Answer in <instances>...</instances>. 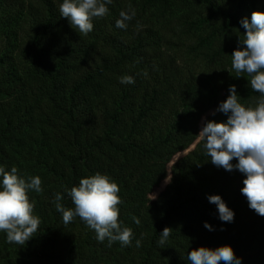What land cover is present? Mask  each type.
<instances>
[{"label": "trees", "instance_id": "16d2710c", "mask_svg": "<svg viewBox=\"0 0 264 264\" xmlns=\"http://www.w3.org/2000/svg\"><path fill=\"white\" fill-rule=\"evenodd\" d=\"M10 2L0 0V166L39 176L43 191L28 193L38 231L23 246L0 233V264H122L132 247L127 264H187L193 249L222 245L242 264H264V217L241 193L244 174L213 165L199 135L203 117L226 121L209 112L230 85L244 105L259 98L231 53L245 32L241 20L264 11V0H113L87 35L60 16L62 0ZM129 8L135 18L117 28ZM170 18L175 38L165 29ZM124 75L135 83L121 84ZM97 172L119 186L118 220L131 229V246L98 242L79 217L65 225L56 211L57 193L74 209L65 189ZM210 195L234 211L233 222L219 219ZM141 210L139 232L133 218ZM165 227L170 236L160 245Z\"/></svg>", "mask_w": 264, "mask_h": 264}, {"label": "clouds", "instance_id": "9594fccd", "mask_svg": "<svg viewBox=\"0 0 264 264\" xmlns=\"http://www.w3.org/2000/svg\"><path fill=\"white\" fill-rule=\"evenodd\" d=\"M112 3L113 0H62L59 12L76 31L87 35L93 30L92 19L105 17L109 12L108 5ZM135 16L132 8L121 10L115 26L126 30ZM240 23L245 32L231 53L232 68L238 77L241 73L250 77L251 88L260 94L259 98L254 106L244 105L239 102L236 86L230 85L229 95L218 106V110L227 116L226 121L205 120L199 135L213 165L229 172L236 169L244 174L241 193L246 197L249 208L264 217V11H253L250 20L244 18ZM120 83L134 84L135 79L124 75L120 77ZM233 160L237 162L234 164ZM41 185L39 176L25 179L18 175L16 167L8 170L0 166V233L6 234L8 243L26 245L38 231L40 219L34 214V204L30 202L28 193L42 192ZM119 191L118 184L110 176L97 172L81 178L78 185L70 190L65 189L74 209L65 208L60 203L62 195L57 193L56 211L62 215L65 225L79 217L95 231L98 242L107 239L109 244L118 241L121 246L128 247L132 244L133 233L131 229L122 227L118 220ZM208 200L217 206L222 222L234 221V211L220 195H210ZM133 220L137 225L140 223L135 217ZM204 227L214 230L208 222ZM169 236V228L165 227L160 232L158 243L164 245ZM140 246V240H136V247ZM186 260L187 264H242L231 245L195 248Z\"/></svg>", "mask_w": 264, "mask_h": 264}, {"label": "rangeland", "instance_id": "374dc122", "mask_svg": "<svg viewBox=\"0 0 264 264\" xmlns=\"http://www.w3.org/2000/svg\"><path fill=\"white\" fill-rule=\"evenodd\" d=\"M20 0H11V2H10V4H12L13 6H17V3L19 2ZM21 1H23V0H21ZM168 19V18H167ZM165 20V19H164ZM164 20L162 21V22H164ZM162 22H158L160 25L162 24ZM176 23H177V20L175 19V18H170L169 20H167L166 22H165V25H166V27H165V29H167L168 30V32H169V35L170 36H172V38H175V37H177V35L176 34H174V31H176L177 29L175 28L176 27ZM17 32H18V34L20 33V30H17ZM3 34V33H2ZM4 40V37L3 38H1V41H3ZM1 44H3V42L1 43ZM200 59H197L196 61H199ZM199 65H208L205 61H199V63H198ZM200 67V66H199ZM223 67H224V63H217L216 65H214L213 66V70H214V72L217 74V75H220L221 73H222V70H223ZM222 101H224V94H223V92L221 93V99H220V102H219V104L222 102ZM219 106V105H218ZM218 111V107H216V108H214L213 110H211L209 113H214V112H217ZM203 121H204V117L202 118V120H201V129H202V124H203ZM193 146H191L190 147V149L192 148ZM186 153V151L185 152H181V153H179L178 155H176L175 156V158L173 159L174 161L176 160V159H178L180 156H182L183 154H185ZM165 184H166V181L165 182H162L158 187H156L155 189H154V191L149 195V197H148V201H151V200H154L156 197H157V195L163 190V188H164V186H165ZM145 205V204H144ZM144 205L142 206V208H144ZM143 210V209H142ZM142 210H141V213H140V215H139V221H140V218H141V216H142ZM137 227H138V231L140 232V228H139V224L137 225ZM132 253H133V247L131 248V251H130V253L126 256V258L124 259V261H123V263L122 264H127L128 263V261L131 259V257H132Z\"/></svg>", "mask_w": 264, "mask_h": 264}]
</instances>
